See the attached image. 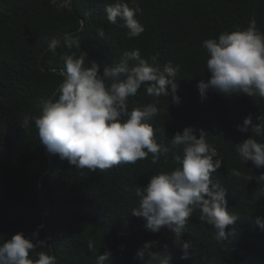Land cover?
I'll use <instances>...</instances> for the list:
<instances>
[{
  "label": "trees",
  "instance_id": "obj_1",
  "mask_svg": "<svg viewBox=\"0 0 264 264\" xmlns=\"http://www.w3.org/2000/svg\"><path fill=\"white\" fill-rule=\"evenodd\" d=\"M124 2L142 10L137 19L145 31L136 39L126 37L127 29L119 26L123 21L108 23L106 8L114 0H72L71 11H57L49 0H0V242L17 232L27 238L42 224L37 238L48 246L36 251L54 255L57 264H95L106 250L111 252L110 264H140L135 256L145 242H155L150 250L166 253L171 264H264V229L256 223L258 217L264 222V197L253 200L255 180L247 183L231 175L233 169L244 175L264 173V167L241 163L233 147L251 136L236 126L248 114L254 123L257 115H264V100L209 90L202 101L197 88L210 75L202 40L246 28L252 17L264 32V0ZM100 30L105 33L103 39ZM67 33L80 38L79 50L73 51L77 57L86 52L85 67L95 62L99 74L105 65L118 62L125 50L135 48L144 57L158 55L161 65L179 66L174 82L180 103L160 97L159 114L149 123L157 142L169 147L174 133L185 127L208 134L223 161L214 179L228 191V211L239 217L234 235L217 241L215 229L199 221L196 210L181 236L193 248L187 259H181L167 228L152 233L143 218L130 214L139 207V200L125 187L147 186L153 175L173 170L177 164L171 152L155 165L150 154L135 164L93 173L74 168L40 145L31 118L40 115L42 101L51 97L63 79L61 54L71 53L61 46L53 56L46 49L53 38ZM156 99L141 88L129 98V106L143 107ZM25 116L32 124L29 129L21 127ZM195 134L199 138V132ZM257 140L264 142V138ZM89 240L94 241L96 253L89 251Z\"/></svg>",
  "mask_w": 264,
  "mask_h": 264
},
{
  "label": "clouds",
  "instance_id": "obj_2",
  "mask_svg": "<svg viewBox=\"0 0 264 264\" xmlns=\"http://www.w3.org/2000/svg\"><path fill=\"white\" fill-rule=\"evenodd\" d=\"M57 11H71L72 0H49ZM135 3V0H133ZM142 10L129 7L124 0H114L106 8L109 24L126 28V37L136 39L145 31L137 19ZM104 38L103 30L98 32ZM80 38L67 33L62 38H53L46 49L53 56L61 46L71 53L61 54L64 67L59 75L63 78L50 98L41 104L40 115L32 117L40 145L50 155H58L74 168L89 172H105L118 165L135 164L151 154V163L157 164L161 157L171 152L177 166L171 171L153 175L147 186L125 187L134 192L139 207L131 215L145 220V228L157 233L167 228L173 236V244L181 250V259H187L193 248L190 240L181 239L193 212L199 210V221L215 229V239L221 241L234 235L238 216L228 211L227 189L214 179L223 161L214 144L207 139L202 129L185 127L170 139V145L158 143L154 128L149 123L159 114L156 104L160 97H170L171 103L179 104L176 95V80L179 66L171 62L161 65L158 55L144 57L140 49L125 50L119 61L100 66L91 62L85 67L87 53L77 57ZM201 47L207 53V80L201 79L198 92L201 100L212 90L226 96L243 94L258 96L264 100V32L257 27L255 17L246 28L221 32L215 38L202 40ZM143 88L145 95L157 98L155 103L143 107L129 106V98L138 95ZM256 122L248 114L237 125L241 133L251 136L241 143L233 144L241 163L251 162L256 168L264 167V115H257ZM21 127H32L25 116ZM199 132L197 138L196 132ZM179 149V151H173ZM233 177L247 183L255 180L258 187L252 193L253 200L264 197V173L258 176L244 175L233 169ZM256 223L264 229V222ZM43 225L29 237L17 232L10 239L0 242V264H57L54 255L36 249L48 246L38 239ZM155 242H145L137 251L135 259L140 264H171V257L152 252ZM89 251L97 252L94 241L89 240ZM111 252L98 255L95 264H110Z\"/></svg>",
  "mask_w": 264,
  "mask_h": 264
}]
</instances>
